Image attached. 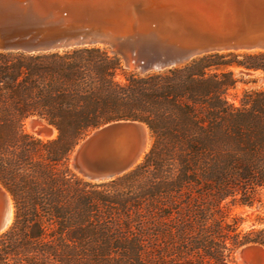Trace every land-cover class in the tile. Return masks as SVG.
<instances>
[{
	"label": "trees",
	"instance_id": "trees-1",
	"mask_svg": "<svg viewBox=\"0 0 264 264\" xmlns=\"http://www.w3.org/2000/svg\"><path fill=\"white\" fill-rule=\"evenodd\" d=\"M233 66L264 71V51L140 72L106 45L0 50V182L15 207L0 264H239L240 246H264V228L228 221L231 206L264 197V88L230 102ZM34 116L56 136L28 132ZM118 120L149 127L142 161L81 177L75 147Z\"/></svg>",
	"mask_w": 264,
	"mask_h": 264
},
{
	"label": "water",
	"instance_id": "water-1",
	"mask_svg": "<svg viewBox=\"0 0 264 264\" xmlns=\"http://www.w3.org/2000/svg\"><path fill=\"white\" fill-rule=\"evenodd\" d=\"M106 45L140 72L178 66L228 51H264V0H0V50L26 53ZM264 83V76L259 78ZM37 135L53 126L38 116ZM150 145L138 120L109 122L75 147L70 165L81 177L106 181L135 168ZM0 182V235L14 219ZM240 264H264V246L236 250Z\"/></svg>",
	"mask_w": 264,
	"mask_h": 264
},
{
	"label": "rangeland",
	"instance_id": "rangeland-1",
	"mask_svg": "<svg viewBox=\"0 0 264 264\" xmlns=\"http://www.w3.org/2000/svg\"><path fill=\"white\" fill-rule=\"evenodd\" d=\"M236 53L242 54L245 51H234ZM241 58V57H240ZM236 77L238 78V83L235 88L231 89L228 94V98L230 102L235 103L236 105L240 104V98L243 96L246 90L260 89L264 88L261 82H259V78L264 75V71H249L240 66L231 67ZM29 120V119H28ZM28 120L26 122V130L34 135H37V132L30 127L28 124ZM57 134L53 132L42 133L41 135H37L43 138H52ZM239 217L240 229L243 231H248L253 228L259 229L264 228V197L260 202H256L253 205H241L237 204L231 206L229 210V218L228 221L231 220L232 217ZM235 261L240 264L238 259L236 258V252L234 254Z\"/></svg>",
	"mask_w": 264,
	"mask_h": 264
},
{
	"label": "bare ground",
	"instance_id": "bare-ground-1",
	"mask_svg": "<svg viewBox=\"0 0 264 264\" xmlns=\"http://www.w3.org/2000/svg\"><path fill=\"white\" fill-rule=\"evenodd\" d=\"M264 76V75H263ZM262 85H264L263 82H261ZM36 123H37V119L36 118H32V119H29L28 120V124L30 125V127L33 129V131L35 130L36 131ZM53 132L56 133V129L53 128ZM44 137V136H43Z\"/></svg>",
	"mask_w": 264,
	"mask_h": 264
}]
</instances>
